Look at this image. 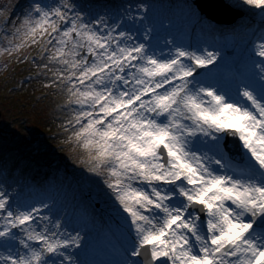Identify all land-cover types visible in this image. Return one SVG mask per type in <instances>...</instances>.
Here are the masks:
<instances>
[{
    "label": "snow or ice",
    "instance_id": "obj_1",
    "mask_svg": "<svg viewBox=\"0 0 264 264\" xmlns=\"http://www.w3.org/2000/svg\"><path fill=\"white\" fill-rule=\"evenodd\" d=\"M264 12V0H243ZM136 14L86 18L73 0H34L0 55L44 41L66 92L63 125L102 178L123 243L79 261L80 231L0 189V264H264V41L228 77L219 51H167L124 29ZM54 65L58 67H50ZM49 85H46V87Z\"/></svg>",
    "mask_w": 264,
    "mask_h": 264
},
{
    "label": "rangeland",
    "instance_id": "obj_2",
    "mask_svg": "<svg viewBox=\"0 0 264 264\" xmlns=\"http://www.w3.org/2000/svg\"><path fill=\"white\" fill-rule=\"evenodd\" d=\"M19 1L25 0H0V47L7 46L6 38L14 43L19 42L13 33L21 26L29 10V7H26L19 16L15 14L12 17L15 6H26L19 5L23 3ZM53 2L54 0H47L44 3ZM90 2L92 7L89 10L84 9L81 3H75L76 9L86 18L97 14L111 16H122L128 12L136 14V6L143 4L146 11L140 15H143L144 19L135 22L125 20L123 24L124 29H131L140 36L147 27L152 28L150 34H157L165 31L164 29H170L173 24L176 26L182 20H186L188 27L185 30L197 28L193 31L192 46L187 49L201 51L207 48L210 51H219L221 58L226 56V52L234 51L239 57L236 61L244 59L249 63L247 65L251 67L250 70L256 58H259L254 54L255 46L264 41V12L244 4L243 0H223L224 4L205 0L209 11L223 15L224 18L221 17L219 21L206 13L201 14L194 4L195 0H116L114 3L106 1L99 4L94 0ZM225 5L229 7L226 8ZM215 33L220 35L221 50L214 46L212 35ZM253 33H256L257 37L250 43ZM168 39L174 38H166ZM181 44L180 46H183ZM43 45L44 41L40 40L15 52L20 61L35 57V60H29L33 68H28V72L23 76L9 71L10 77H0V86L5 84L0 91V104L12 108L8 113L5 109L0 110V128L11 134L10 142L14 146L9 150L0 147V189L10 195L14 205L27 207L38 205L41 201L56 204L58 208L56 215L54 213L56 206L51 205L46 214H51L54 219H60L62 226L68 231L74 232L75 227L82 228L79 231L84 236L83 246L88 240L93 243L94 251H90L89 248L86 252L81 248L73 250L79 261L114 260L115 256L118 258L115 248L123 243V238L116 231L118 221L114 212L115 205L106 194L107 189L102 178L88 170L86 154L77 147L74 139H70V131H64L65 119L70 115L63 107L67 94L52 84L55 78L43 67L44 64H48L46 59L48 53ZM243 45L247 48L244 49ZM151 46L167 51V46L163 42ZM12 57L7 54L0 55V69L7 65V59ZM16 65L18 69L20 63ZM13 67L15 68V64ZM13 67L11 66L12 69ZM17 105L21 109L16 110L17 113L25 115V119L29 118L26 120L28 124L23 126L28 132L22 130L19 133L20 129L11 120L12 110ZM1 134L3 132L0 133V138L4 142L6 138ZM63 145L68 148L66 153L61 155L56 150L58 147L62 149ZM1 153L6 156L2 157ZM7 155L12 160L8 161ZM32 163L37 166L33 167ZM43 175L45 178L39 181ZM103 253H106V256H103Z\"/></svg>",
    "mask_w": 264,
    "mask_h": 264
},
{
    "label": "trees",
    "instance_id": "obj_3",
    "mask_svg": "<svg viewBox=\"0 0 264 264\" xmlns=\"http://www.w3.org/2000/svg\"><path fill=\"white\" fill-rule=\"evenodd\" d=\"M12 58L11 59H7V65H3L2 66V68L0 69V77H2V78H7V76H9L10 77V74H9V71H11L13 74L15 73V72H17L16 74L17 75H20V76H23L24 74H25V72H28V68H33V64L29 61V60H24V61H20L19 60V58H17V55H16V53L14 52L13 54H12ZM20 63V66H19V68L17 69V65L16 64H19ZM31 63V64H30ZM10 64H11V66L13 67V64H15V68L13 67V69L11 68V66H10ZM9 65V66H8ZM17 69V70H16ZM2 86V87H1ZM0 86V91L3 89V87H5V84H2ZM27 90V89H26ZM1 101V100H0ZM3 102V101H2ZM6 110V113H8L12 108H9V106L7 107V105H5L4 107H3V105H2V103L0 104V110ZM16 110H21L20 108H18V105H17V107L14 109V110H12V116H11V120H13L12 122L20 129L19 130V133L20 132H22V130L23 131H26V132H28L23 126L25 125V124H28L27 123V121L26 120H28V119H25V115H22V114H20V112L19 113H17V111ZM22 115V116H21ZM45 123V122H44ZM38 126V125H37ZM38 128H40V127H38ZM6 134H9V132H7V131H3V134H1L2 135V137H5L6 139H4V142H2V140H1V138H0V147L2 146V149H7V150H9V148H12V147H14L13 145H11V142H10V139H11V134H9V135H6ZM23 137V136H22ZM67 146H65V145H63V148L62 149H60L59 147H58V149L56 150L57 152H60V154L61 155H63V154H65L66 153V151H67ZM1 152V151H0ZM7 152V151H6ZM47 153H44V155H46ZM53 154V153H52ZM1 156L2 157H5L6 155L4 154V153H1ZM8 157H6L7 158V160L9 161V160H12L11 158L9 159V155H7ZM14 160V159H13ZM8 164V163H7ZM39 165H40V163H38ZM32 165H33V167H36L37 165H35V163H32Z\"/></svg>",
    "mask_w": 264,
    "mask_h": 264
},
{
    "label": "water",
    "instance_id": "obj_4",
    "mask_svg": "<svg viewBox=\"0 0 264 264\" xmlns=\"http://www.w3.org/2000/svg\"><path fill=\"white\" fill-rule=\"evenodd\" d=\"M213 1H216V2H220L221 4H224L223 0H213ZM197 6H198V9L201 11V13H206L209 17H211L212 19H215V20H218L219 19L221 20L223 15L222 14H219V13H212L211 11H209L207 8H206V5H205V0H195L194 2ZM226 8H228L229 6L228 5H225ZM238 12V11H237ZM222 17V18H221ZM4 130H2L0 128V133L3 132Z\"/></svg>",
    "mask_w": 264,
    "mask_h": 264
},
{
    "label": "bare ground",
    "instance_id": "obj_5",
    "mask_svg": "<svg viewBox=\"0 0 264 264\" xmlns=\"http://www.w3.org/2000/svg\"><path fill=\"white\" fill-rule=\"evenodd\" d=\"M176 30H178V27H177V29ZM197 30V28L196 27H194V29H191V31H196ZM249 64V63H248ZM247 66V65H246ZM244 67V70L245 71H247V72H251L252 70H250L251 69V67L249 66H247V67ZM43 178H45V175H43L42 176V178H40L39 179V181L40 180H42ZM26 199V198H25ZM24 199V200H25ZM27 200V199H26ZM25 200V201H26ZM26 205V204H25ZM49 205H51V206H56V204H53V203H50ZM58 212V208H57V206L55 207V209H54V213H55V215H56V213ZM77 227H75L74 229H75V231H79L80 229H82V228H80V229H76ZM88 238H90V236H88ZM83 246V245H82ZM90 249V251L93 249V243H92V241H87L86 243H85V246H83V247H81V249L84 251V252H86V251H89V249ZM116 249L117 248H115V250L114 251H116ZM92 251H94V250H92ZM96 253L98 252V250L97 251H95ZM100 252V251H99ZM103 256H106V253H103L102 254ZM92 256H94V255H92ZM114 258H116L117 259V257L115 256Z\"/></svg>",
    "mask_w": 264,
    "mask_h": 264
}]
</instances>
